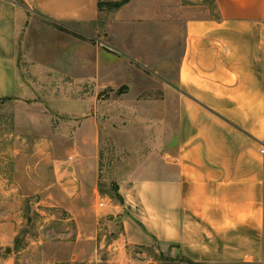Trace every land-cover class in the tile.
<instances>
[{"label":"rangeland","instance_id":"1","mask_svg":"<svg viewBox=\"0 0 264 264\" xmlns=\"http://www.w3.org/2000/svg\"><path fill=\"white\" fill-rule=\"evenodd\" d=\"M96 7L86 22L30 14L19 35L27 91L0 100V264H190L118 207L159 167L186 24L215 2Z\"/></svg>","mask_w":264,"mask_h":264},{"label":"crops","instance_id":"2","mask_svg":"<svg viewBox=\"0 0 264 264\" xmlns=\"http://www.w3.org/2000/svg\"><path fill=\"white\" fill-rule=\"evenodd\" d=\"M215 6L216 17L186 24L176 106L159 107L177 116L159 167L122 189L118 208L188 262L263 264L264 0ZM96 12V0H0V100L27 91L18 58L30 14L86 22Z\"/></svg>","mask_w":264,"mask_h":264},{"label":"built area","instance_id":"3","mask_svg":"<svg viewBox=\"0 0 264 264\" xmlns=\"http://www.w3.org/2000/svg\"><path fill=\"white\" fill-rule=\"evenodd\" d=\"M262 153L264 154V149L262 150ZM101 206H104V204H101Z\"/></svg>","mask_w":264,"mask_h":264},{"label":"trees","instance_id":"4","mask_svg":"<svg viewBox=\"0 0 264 264\" xmlns=\"http://www.w3.org/2000/svg\"><path fill=\"white\" fill-rule=\"evenodd\" d=\"M214 2H215V0H214ZM190 264H195V263H192V262H189Z\"/></svg>","mask_w":264,"mask_h":264}]
</instances>
